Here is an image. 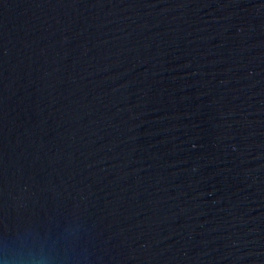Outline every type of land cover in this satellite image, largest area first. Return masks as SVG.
I'll return each mask as SVG.
<instances>
[{
    "label": "water",
    "instance_id": "1",
    "mask_svg": "<svg viewBox=\"0 0 264 264\" xmlns=\"http://www.w3.org/2000/svg\"><path fill=\"white\" fill-rule=\"evenodd\" d=\"M264 264V0H0V260Z\"/></svg>",
    "mask_w": 264,
    "mask_h": 264
},
{
    "label": "clouds",
    "instance_id": "2",
    "mask_svg": "<svg viewBox=\"0 0 264 264\" xmlns=\"http://www.w3.org/2000/svg\"><path fill=\"white\" fill-rule=\"evenodd\" d=\"M0 264H53L52 256L40 249L38 251H22L11 258L5 257Z\"/></svg>",
    "mask_w": 264,
    "mask_h": 264
}]
</instances>
